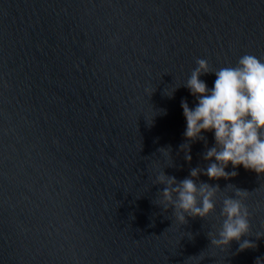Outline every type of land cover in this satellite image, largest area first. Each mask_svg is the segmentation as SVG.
<instances>
[{"label":"water","instance_id":"1","mask_svg":"<svg viewBox=\"0 0 264 264\" xmlns=\"http://www.w3.org/2000/svg\"><path fill=\"white\" fill-rule=\"evenodd\" d=\"M245 54L264 61V0H0V264H264V176L201 175L216 210L182 226L153 185L206 167L204 141L179 151L196 61ZM236 189L256 247H211Z\"/></svg>","mask_w":264,"mask_h":264},{"label":"clouds","instance_id":"2","mask_svg":"<svg viewBox=\"0 0 264 264\" xmlns=\"http://www.w3.org/2000/svg\"><path fill=\"white\" fill-rule=\"evenodd\" d=\"M196 65L183 85L196 99V104L190 108L186 100L181 101L186 129L185 142L179 146V151L190 163L191 145L204 141L206 150L202 159L206 167L191 168L189 175L180 181L160 171L153 183L162 186V191L157 192L156 206L164 213L171 209L172 217L181 226L187 223L186 218L206 220L216 210L219 186L201 182V175L210 181L229 180L237 175L235 169L242 167L258 177L264 176V61L245 54L235 66L222 67L215 72L210 71L205 59H198ZM210 73L215 75L211 90L200 79ZM174 91L167 96L171 98ZM161 114L166 111L161 110ZM209 132L214 138L211 148L207 147L203 135ZM158 151L165 157L171 156L170 148ZM229 166L233 171H226ZM243 193L247 191L236 189L233 197L223 199L220 226L214 233L207 234L211 247L228 248L233 242L238 243V251L256 247L249 239H242L250 232L249 211L237 198ZM261 237L264 234H257L256 239Z\"/></svg>","mask_w":264,"mask_h":264}]
</instances>
